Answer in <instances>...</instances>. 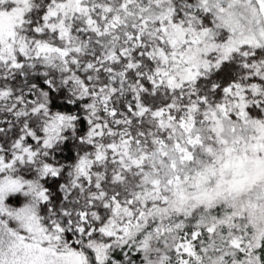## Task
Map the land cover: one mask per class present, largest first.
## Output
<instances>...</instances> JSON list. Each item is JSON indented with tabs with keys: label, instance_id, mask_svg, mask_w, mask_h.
<instances>
[{
	"label": "snow or ice",
	"instance_id": "1",
	"mask_svg": "<svg viewBox=\"0 0 264 264\" xmlns=\"http://www.w3.org/2000/svg\"><path fill=\"white\" fill-rule=\"evenodd\" d=\"M0 264H264V0H0Z\"/></svg>",
	"mask_w": 264,
	"mask_h": 264
}]
</instances>
